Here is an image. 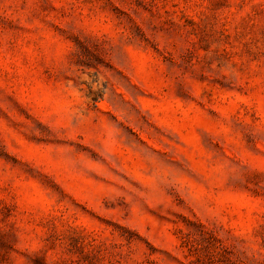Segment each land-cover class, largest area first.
Listing matches in <instances>:
<instances>
[{
  "label": "rangeland",
  "instance_id": "rangeland-1",
  "mask_svg": "<svg viewBox=\"0 0 264 264\" xmlns=\"http://www.w3.org/2000/svg\"><path fill=\"white\" fill-rule=\"evenodd\" d=\"M0 264H264V0H0Z\"/></svg>",
  "mask_w": 264,
  "mask_h": 264
}]
</instances>
